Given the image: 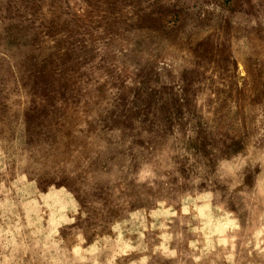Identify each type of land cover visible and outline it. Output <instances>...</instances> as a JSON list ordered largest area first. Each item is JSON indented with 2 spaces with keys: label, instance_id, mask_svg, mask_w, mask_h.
Masks as SVG:
<instances>
[{
  "label": "rangeland",
  "instance_id": "obj_1",
  "mask_svg": "<svg viewBox=\"0 0 264 264\" xmlns=\"http://www.w3.org/2000/svg\"><path fill=\"white\" fill-rule=\"evenodd\" d=\"M0 264H264V0H0Z\"/></svg>",
  "mask_w": 264,
  "mask_h": 264
}]
</instances>
